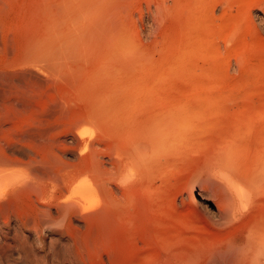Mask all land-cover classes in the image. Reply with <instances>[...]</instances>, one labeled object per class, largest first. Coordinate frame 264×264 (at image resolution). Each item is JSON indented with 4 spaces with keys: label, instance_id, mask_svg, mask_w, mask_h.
Returning <instances> with one entry per match:
<instances>
[{
    "label": "rangeland",
    "instance_id": "374dc122",
    "mask_svg": "<svg viewBox=\"0 0 264 264\" xmlns=\"http://www.w3.org/2000/svg\"><path fill=\"white\" fill-rule=\"evenodd\" d=\"M263 102L264 0H0V143L22 161L48 154L46 198L0 223V264L203 263L245 233L250 213L217 224L208 209L220 145L240 143L237 119ZM165 125L177 141L156 154L144 128Z\"/></svg>",
    "mask_w": 264,
    "mask_h": 264
},
{
    "label": "bare ground",
    "instance_id": "6f19581e",
    "mask_svg": "<svg viewBox=\"0 0 264 264\" xmlns=\"http://www.w3.org/2000/svg\"><path fill=\"white\" fill-rule=\"evenodd\" d=\"M166 7H167V5H166ZM127 104L128 103H126V105ZM263 104H264V102L262 103V105ZM262 105H261L262 108L260 107L259 104H258V106H254V109L257 108L256 109L257 111L252 110V112L254 111V113H250V114L246 113V114H244V116L237 119L239 121V124L241 123L240 128H239V125L236 124V125H238V128H239V129H237V126H236V129L238 130V132H236V133L237 134L239 133V135H237V136L241 138V140L239 139L240 141H238L240 143L237 144V143H235V141L233 139H231V140L229 139L224 144L226 146H224L223 144L220 145V146H223L224 149L222 147L223 150H222V152H220V156H219L220 160H219V162H216V163H219L217 165V168L220 171H222L221 175L218 176L221 178V184H219V181L217 182L219 185H221L220 186L221 191L218 195H216L214 193V195H216L215 199L213 198L215 206L208 209V210H211L212 215H213V219L215 222L217 221V224L218 223L222 224V222L225 223V221L229 222V220H233V219L236 220V217L238 218L239 215L243 216L246 213H250V216L247 215L250 217V219L249 220L247 219L248 221L244 220V221H246V223L248 222L246 224L245 233L238 240H232L230 242L226 241V243H227V244H225L226 247H224L222 249H216V247H217L216 246L213 251H210V253H208V255H207L208 257L206 259H204V261L202 260L203 263L201 262V264H211V263H213V264H264V110H263L264 105L263 106ZM120 107H122L121 109H123L124 106L121 105ZM120 107L116 106L115 108L119 109ZM126 107L127 106H125L124 110L125 109L127 110L128 107L127 108ZM258 108H259V110H258ZM121 109H119V110H121ZM249 110H248V112H249ZM118 112H120V111H118ZM118 112H116V113H118ZM122 112H123V110H122ZM122 112H121V114H122ZM115 116H117V114H115ZM119 118H120L119 116L114 117V115H113V117L110 119L121 121V120H119ZM135 118H136V116H135ZM237 120H236V122L238 123ZM111 122H115V121H111ZM123 122H125V121H123ZM134 122H135V120H134ZM116 124L117 123H115V126L118 127ZM121 124L119 125V127L122 126ZM126 124H127V122H126ZM134 124H136V123H134ZM110 126L112 127V125H110ZM127 126H128V124H127ZM113 127H114V125H113ZM116 127H114V128H116ZM125 127H126V125L124 126V128ZM127 128L125 129V132H127ZM148 128H150V129H146V128H144V129L147 130L146 132L149 131V133H146L145 131L144 132L147 135H149V134L151 135V138H149L150 141L152 140L151 148H153V151L156 154H160V153L165 154V152H167L169 149H171L175 145V141H177V140L175 137L176 135H174L175 131L172 129L171 125H165L164 127H155V126L149 127L148 126ZM121 129H122V127H121ZM141 129H143V128H141ZM228 134L230 135V132ZM3 144L0 143V223L3 225H7L11 219L15 220L18 223L23 221L22 220L23 215H22V213L20 214L22 208H21V210H19L20 208H18V207L20 204L22 206V202L24 200H28L31 196H33V194L36 196L39 195L41 198H44V199L46 198L45 196L47 193V184L48 183L46 184L45 174L47 172L46 168H48V165H47L48 162L46 160V156L48 154L46 156L45 155L40 156L39 160L36 159V161H35L31 152L26 151V150H29L30 148L29 149L27 148L25 150L26 151L25 154L27 155L28 159L25 161H22V160H18L16 158L9 156L10 154L8 155V152L6 149L7 144H5V146ZM135 147L136 146H133V148H135ZM9 148L12 149V147H10V146H9ZM133 148H131V149H133ZM136 148L133 149L132 151H134L135 155H138L139 158H141V160H142L143 158L140 157V152L137 151L139 148L137 150H136ZM8 150L11 151L10 149H8ZM220 150H221V147H220ZM12 151H13V149H12ZM132 151H128V154H127V151H126V153L125 152L124 153L127 155H131ZM130 152H131V154H130ZM12 154H13V152H12ZM214 154H212V156ZM122 155H124V154H122ZM34 156H36V155H34ZM129 157H131L134 160L135 156L132 154V156H129ZM36 158H38V157L36 156ZM125 158L128 159V156H126ZM131 158H129L131 163L136 164L137 168L135 167V165H134V167L136 168V171H139L140 169L138 168L139 167L138 165L142 161H140L139 164H137L138 162H133V160H131ZM134 161H137V160H134ZM215 161H217V160L215 159ZM115 162H116V159H115ZM117 162L119 163V160ZM120 162H122V160ZM126 162H125V164H126ZM35 163H38V166L40 165L39 167H41L40 168L41 174H40V172H38V174H40V175H37V173L34 172V167H35V165H37ZM125 164H124V166L127 165V164L126 165ZM39 167H38V169H39ZM141 167H143V165L140 166V168ZM143 170H141V171L143 172ZM136 171H134L131 174V177H136V173H138ZM141 171H139V173ZM118 172L120 174V177H123L122 178V181H124L123 183H126L124 179L128 180L129 175H127L125 168L122 167L121 171H118ZM75 178H72L75 181L74 184L71 186L74 190L73 192H75V193L86 192L87 188H89V179L85 177L82 179H78L76 181ZM131 179H129V180L131 181ZM134 180L135 179H133V181ZM122 181H121V183H122ZM210 181H212V180H209L208 182H210ZM215 183H214V185H215ZM130 185L131 184H129V185L122 184V187L126 188V187H129ZM116 186L118 187V185H116ZM110 188H112V187H110ZM118 188H120V187H118ZM215 188H216V186H215ZM107 190H108V188H107ZM111 190H109V191L111 192ZM217 190H218V188H217ZM93 191H94V188H92V192ZM112 192H114V190H112ZM215 192H216V190H215ZM106 195H108L109 197L111 196L110 193H107ZM114 196H116L115 193L113 194V197ZM106 198H107V196H106ZM116 198L118 199L117 196H116ZM110 199H112V196ZM110 199H108L110 204L109 205L107 204L108 206L105 204L104 205L105 208L102 206L104 208L103 211H99V213L100 212L104 213V214L102 213L103 217L101 216L103 219L104 218L106 219V217L107 218L109 217L108 220H111L114 216H115V218H118V216H119L118 214L121 213L120 210H121L122 206H119V203H115L116 202L115 199H112L113 202ZM194 199L195 198L193 197V193L191 192L190 193V201L195 202ZM204 205H206V204L205 203L203 204V202H202L201 208L204 209ZM245 205H247V206L245 207ZM205 208H206V206H205ZM46 209L48 210L46 205H44L43 213H40V216H42V215L44 216L45 213L47 214ZM105 212H106V215H105ZM207 212H209V211H207ZM46 216H48V215H45L44 218ZM247 216H246V218H248ZM243 217H245V216H243ZM64 218H65L64 216L62 219L60 218L61 219L60 221L62 222V220ZM40 219H41V221H43V222L40 221V223L41 224L43 223V225H42V232H41V234L38 235V240L40 241V247L39 248H41L43 256L46 257L47 252H46V247H45L46 246L45 245V237H46V232L48 230L49 224H46L47 222L44 223V221L49 222V220H47V219L43 220V218H40ZM97 219H99V218H97ZM113 220H111V221H113ZM101 221H100V224L102 222L104 223V221H102V222ZM50 223H51V221H50ZM58 223H59V221H58ZM105 223H106V221H105ZM105 223H104V225H105ZM56 224H57V222H56ZM242 227H243V224H242ZM30 228L32 229L34 227H30ZM37 233H39V231H37ZM0 238H1V236H0ZM38 246H39V243H38ZM39 248H37V249H39ZM88 248H90V247H88ZM90 249L93 250V248H90ZM85 251H86V249H85ZM80 253H83V252L81 251ZM85 253L89 254L87 252H85ZM92 253H93V251H92ZM196 257H198V256H196ZM196 257H189L186 260H183L181 262V264H200V261H198L199 257L198 258H196ZM201 259H203V258H201ZM90 260H91V258L88 257L87 260L84 259L83 262H84V264H91ZM206 261H208V262H206ZM42 262H43V260L41 261V263ZM39 263L40 262H38V264Z\"/></svg>",
    "mask_w": 264,
    "mask_h": 264
},
{
    "label": "snow or ice",
    "instance_id": "6c2138e0",
    "mask_svg": "<svg viewBox=\"0 0 264 264\" xmlns=\"http://www.w3.org/2000/svg\"><path fill=\"white\" fill-rule=\"evenodd\" d=\"M247 205H245V207H246Z\"/></svg>",
    "mask_w": 264,
    "mask_h": 264
}]
</instances>
